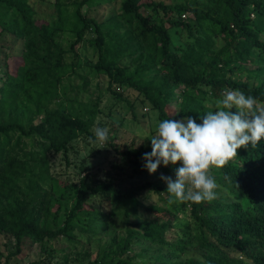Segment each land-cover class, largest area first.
<instances>
[{"label": "trees", "instance_id": "16d2710c", "mask_svg": "<svg viewBox=\"0 0 264 264\" xmlns=\"http://www.w3.org/2000/svg\"><path fill=\"white\" fill-rule=\"evenodd\" d=\"M93 1L0 0V35L10 32L19 45L0 74V233L15 239L17 252L24 238L81 242L84 236L98 243L92 259L89 247L83 251L87 264H264V138L212 169L217 195L202 203L168 202L167 184L144 166L151 146L121 151L137 177L125 188L84 174L69 191L49 165L52 152L67 159L80 135L95 139L97 103L75 105L67 97L72 86L63 85L81 65V43L93 47L90 68L107 78V89L118 98L116 88L137 91L159 122L191 116L201 123L226 90L264 105V0H120L118 11L101 21L87 12ZM37 3L52 11L42 14ZM171 28L183 34L180 41L172 40ZM80 78L85 89L89 80ZM114 139L106 144L118 151ZM145 190L158 200L141 214ZM113 203L123 206L122 214L106 210ZM183 210L177 235L168 238ZM138 239L155 245L140 261L129 253ZM3 264H10L7 257Z\"/></svg>", "mask_w": 264, "mask_h": 264}, {"label": "rangeland", "instance_id": "374dc122", "mask_svg": "<svg viewBox=\"0 0 264 264\" xmlns=\"http://www.w3.org/2000/svg\"><path fill=\"white\" fill-rule=\"evenodd\" d=\"M119 2L120 0H94L87 12L100 21L105 20L109 15L118 11ZM36 6L38 7L39 4L37 3ZM68 8L71 10L72 5L70 4ZM38 9L42 14L52 11L45 6L42 7V5ZM83 10H86V8L84 7ZM186 15H183V17ZM179 33L180 31L176 28L170 29L173 41L178 42L183 38V34L180 36ZM67 36L65 35L61 40L63 44L67 42ZM17 46H19L17 40L10 32H4L0 35V74L4 68V61L8 55L15 54ZM77 51L81 60L80 67H77L71 75H66L63 78V85H68V88L72 86L67 93V97L75 98V105L78 102L90 104L95 101L97 103L98 113L91 126L92 133H95L97 127L108 128L109 137L116 138L113 143L117 146L118 151L108 144H99L95 139L83 134L71 141L67 159L63 157L62 153L52 152L49 154L50 170L59 179L61 185L67 184V190L69 191L78 184L79 178L84 174H88L93 180L112 181L122 188L128 187L131 183L137 181V177L133 174L132 168L128 166V162L121 151L129 147L151 146L149 137L156 134L159 123L157 111L152 108L148 101L143 99L141 94L131 88H116L122 93V98L115 96L107 89V78L104 75L96 76L90 68L91 62L96 59L93 47L81 43L77 46ZM71 60H74L72 55L67 58L68 62ZM81 76H86L89 80L85 89L79 88L81 86ZM177 102H180L179 98L171 103L174 110L178 109L179 103ZM56 103L52 102L51 105L54 106ZM132 105L135 106L136 116L133 114ZM232 109L238 110L235 107ZM179 120L186 121V119ZM113 163L120 165L121 168ZM81 167H84V170H81ZM163 167L164 165L161 164L155 173H151V178L167 184L165 180L161 179L163 175L171 177L174 181L176 171L168 166L166 167L167 170L164 171ZM88 199L98 200L96 196L91 194H88ZM157 200L155 193L149 190L143 191L138 197L137 211L143 214L144 210H141L143 206L156 204ZM105 208L106 210L110 209L117 215L123 212V206L120 204H107ZM186 216V210L179 211L175 227L170 228L167 232L168 238L177 235L178 226ZM113 231L114 228L109 227L108 234H104L99 242H103L104 236ZM85 240L83 236L81 242H68L64 238H58L39 243L24 238L17 252L15 239L9 233H0V263L3 264L7 257L10 264H27L35 260L43 261V264H87L89 258L82 255L83 251L89 247L90 259H92L96 255L98 243L95 241L87 243ZM153 248H155V245H150L148 242L138 239L133 241L129 253L135 256L136 261H140L143 258L145 259L148 254L147 251ZM48 253H50V256L47 255ZM66 254L68 255L67 261L63 262Z\"/></svg>", "mask_w": 264, "mask_h": 264}, {"label": "clouds", "instance_id": "9594fccd", "mask_svg": "<svg viewBox=\"0 0 264 264\" xmlns=\"http://www.w3.org/2000/svg\"><path fill=\"white\" fill-rule=\"evenodd\" d=\"M233 107L238 111H230ZM201 120L197 123L191 116L186 121L165 119L158 123L156 134L149 137L152 150L143 158L150 174L161 164L182 165L176 169L174 181L161 176L167 182L170 204L215 199L217 183L212 169L224 167L237 157L238 149L249 144L255 148L264 138V105L239 90H226L216 110L208 111ZM108 140L109 129L97 127L95 141L106 144Z\"/></svg>", "mask_w": 264, "mask_h": 264}]
</instances>
